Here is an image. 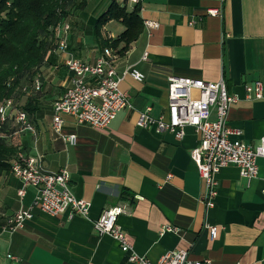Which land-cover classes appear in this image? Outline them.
<instances>
[{
	"label": "crops",
	"instance_id": "0c3cea01",
	"mask_svg": "<svg viewBox=\"0 0 264 264\" xmlns=\"http://www.w3.org/2000/svg\"><path fill=\"white\" fill-rule=\"evenodd\" d=\"M140 3L144 25L150 21L158 26H145L129 51L115 59L119 89L132 108L119 111L107 128L77 125L65 115L63 134L76 139L71 143L56 133L52 105L70 86L72 75L62 65L63 53L42 67L45 94L33 118L37 134H23L20 140L29 154L42 155L49 170L67 167L71 191L91 207L88 217L70 209L59 216L36 210L23 228L7 233L6 219L31 203L33 189L21 202L20 180L1 177L0 264H133L116 240L99 235L93 226L105 208L122 201L131 212L119 217V225L136 253L154 263L167 252L185 249L190 259H209L211 264H264V158L257 159L258 175L250 182L237 166L223 167L216 175L214 206L206 210L203 180L190 157L198 145L195 130L185 127L179 139L170 131L137 125L138 112L147 107L154 117L167 116L169 75L209 82L223 78L237 97L228 124L243 131L245 143L257 146L264 135V0ZM102 4L104 0L90 2V15L101 11ZM210 9L220 13L211 15ZM122 30L115 21L105 26L110 37ZM90 31L80 23L66 40L69 54L93 64L103 49ZM132 70L143 79L133 77ZM257 81L262 84L260 98L255 96ZM206 225L218 227L217 237H211ZM165 226L173 230L162 233Z\"/></svg>",
	"mask_w": 264,
	"mask_h": 264
},
{
	"label": "built area",
	"instance_id": "2783aa9c",
	"mask_svg": "<svg viewBox=\"0 0 264 264\" xmlns=\"http://www.w3.org/2000/svg\"><path fill=\"white\" fill-rule=\"evenodd\" d=\"M130 3H140L141 0H128ZM223 1V0H221ZM208 13L218 15L219 9H210ZM147 28L157 27V23L145 22ZM68 23L61 24L57 29L60 37V53L65 54L63 64L71 73L70 86L66 92L53 103L52 128L64 140L73 143L75 134L64 135V116L71 115L77 125H89L97 129L109 126L117 113L125 108H132L129 97L119 89L120 77L117 75L114 63L116 57L109 48H105L95 63L81 60L67 51L66 36L69 33ZM146 58V53L144 54ZM130 74L138 80L143 74L132 70ZM91 77V79H89ZM93 79V80H92ZM168 107L167 116L154 117L151 108L147 107L138 112L137 125L154 127L159 133L170 131L179 139L185 135L184 128L192 127L198 135V145L190 152L192 161L196 164L199 175L203 180L204 192L202 201L205 209L214 206L217 197V173L228 165L238 167L242 177L248 182L258 175L257 159L264 158V135L257 146L252 147L242 139L243 131L228 124L231 105L237 97L227 89L226 81L221 78L209 82L201 78L185 76H168ZM41 81L36 78L32 84L39 89ZM27 87L23 92L27 93ZM255 96H262V84L257 81ZM14 115L18 133L30 134L36 137L35 125L28 119L27 114L15 107L13 98L0 104V127ZM10 172L20 180L17 190L21 202L30 189L33 198L27 207L21 206L8 218L3 231L13 233L24 227L32 219L36 210L50 216H59L68 209L72 214L83 217L89 216L91 202L77 198L70 189V174L67 167L57 171L49 170L39 153L31 155L20 151L11 163ZM131 212L127 201H122L105 208L100 216L93 221L95 231L99 235H108L116 240L122 251L128 252L129 261L133 264H211L209 259L192 260L185 249H177L163 254L157 262H152L141 256L133 248L127 233L118 223L121 215ZM211 237H217L218 227L206 225ZM172 231L165 226L162 233Z\"/></svg>",
	"mask_w": 264,
	"mask_h": 264
},
{
	"label": "trees",
	"instance_id": "16d2710c",
	"mask_svg": "<svg viewBox=\"0 0 264 264\" xmlns=\"http://www.w3.org/2000/svg\"><path fill=\"white\" fill-rule=\"evenodd\" d=\"M92 1L96 0H0V104L13 98L15 107L35 125L34 113L45 94L41 69L49 58L60 53L57 29L63 23L69 24L70 32L73 26L87 24L103 51L111 49L116 58L129 51L145 28L141 3L104 0L101 11L90 15ZM79 14L85 15L81 21L77 20ZM111 21L123 26L115 37L105 31ZM36 78L41 81L39 89L32 87ZM24 87L27 93L23 92ZM22 97H26L25 103H21ZM17 129L14 115L0 127V178L12 175L11 163L20 151L28 153L20 140L25 133H18Z\"/></svg>",
	"mask_w": 264,
	"mask_h": 264
},
{
	"label": "rangeland",
	"instance_id": "374dc122",
	"mask_svg": "<svg viewBox=\"0 0 264 264\" xmlns=\"http://www.w3.org/2000/svg\"><path fill=\"white\" fill-rule=\"evenodd\" d=\"M103 5V4H102ZM79 16H82V17H85V15L83 16V14H79ZM75 18V17H74ZM71 22V24H72V22L73 21H70ZM121 25V24H120ZM25 103L26 102V97H22V99H21V103ZM23 135V134H22ZM25 135V134H24ZM21 138L23 137V136H20Z\"/></svg>",
	"mask_w": 264,
	"mask_h": 264
}]
</instances>
